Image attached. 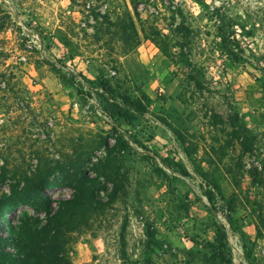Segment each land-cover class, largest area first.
Listing matches in <instances>:
<instances>
[{
	"label": "rangeland",
	"instance_id": "obj_1",
	"mask_svg": "<svg viewBox=\"0 0 264 264\" xmlns=\"http://www.w3.org/2000/svg\"><path fill=\"white\" fill-rule=\"evenodd\" d=\"M220 11L253 16L252 41L264 51V0H0V172L57 167L55 182L62 168L85 162L82 172L109 203L89 207L58 264H220L204 247L218 224L227 226L235 264H264V185L255 176L264 179V94L258 72L221 54ZM182 25L191 30L186 39ZM70 72L102 76L132 98L146 94L148 114L113 131L100 103L83 102L62 80ZM10 73L29 104L6 89ZM234 121L249 130L252 152L234 139ZM208 183L226 199L217 211L204 196ZM67 184L59 180L46 195L72 198ZM26 218L43 225L45 213L22 206L0 218L1 232ZM146 226L158 242L150 259Z\"/></svg>",
	"mask_w": 264,
	"mask_h": 264
},
{
	"label": "trees",
	"instance_id": "obj_2",
	"mask_svg": "<svg viewBox=\"0 0 264 264\" xmlns=\"http://www.w3.org/2000/svg\"><path fill=\"white\" fill-rule=\"evenodd\" d=\"M215 22L218 26L221 54L232 62L246 63V67H249L251 71L258 72L256 81L261 84V92L264 94V51L255 48V42L252 41L254 30L258 27L257 20L249 15L246 20H237L220 11ZM132 26L138 44L139 33L133 21ZM181 28L185 32L184 38H188L191 30L184 25ZM142 31L144 35H147L145 30ZM183 60L187 67H192L187 54L184 55ZM193 71L198 77V85L203 86L205 75L197 68H193ZM1 77L6 78L5 75ZM62 80L77 88V94L83 102L96 99L100 103L101 116L112 126L113 131H117L122 125L132 126L149 112L147 106L149 97L146 94H143L142 98H132L119 91L102 76L92 82L80 72H70L69 76H62ZM84 83L88 84L87 88H84ZM4 84L13 96L29 104L24 97L17 95L20 83L15 74L10 73ZM231 126L234 139L239 143H246L247 152H252L253 146H247L249 130L246 128L245 131V126L236 121L232 122ZM122 137L120 133L117 142L121 141ZM135 144L141 145L150 153V149L141 142L135 141ZM128 155L130 150L127 148L123 159H126ZM147 157L152 159L150 156ZM162 161L168 163V167H172L170 159L166 158ZM77 162L79 163V160ZM84 164L85 162L78 166L71 164L69 169L62 168L60 171L63 175L55 182H49V180L55 179L57 167L49 166L45 169L40 165L31 174H19L18 171L8 170L7 166L2 167L0 184L7 181H11V184L8 193H1L0 190V218L22 206H30L36 212L45 213V222L42 225L43 221L38 222V219L35 221H30L29 218L22 219L18 227L11 225L12 230L7 236L1 232L0 227V264H58L60 253L67 244L64 238L67 234L79 231L86 226L84 218L86 212H89V207L98 210L109 204L96 195V188H93L95 182L82 172ZM177 167L181 174L189 176L184 167ZM255 176L259 183L264 185V179L257 170ZM59 180H64L74 190L72 198L55 199L46 195L47 187L57 186ZM204 196L215 211L219 207L217 206L219 201H226L219 188L209 183L206 185ZM226 219L229 224H233L230 216ZM145 235L147 237L146 258L150 259L155 248L158 247V242L155 232L148 226L145 228ZM241 237L244 242L250 240V236L245 232L241 233ZM204 247L212 252V256L218 259L220 264H235L226 225L218 224L214 232V240L208 241Z\"/></svg>",
	"mask_w": 264,
	"mask_h": 264
}]
</instances>
